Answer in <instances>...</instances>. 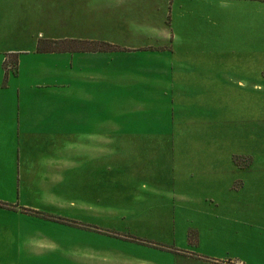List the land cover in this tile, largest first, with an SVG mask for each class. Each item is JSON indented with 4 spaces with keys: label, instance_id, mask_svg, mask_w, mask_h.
Wrapping results in <instances>:
<instances>
[{
    "label": "crops",
    "instance_id": "1",
    "mask_svg": "<svg viewBox=\"0 0 264 264\" xmlns=\"http://www.w3.org/2000/svg\"><path fill=\"white\" fill-rule=\"evenodd\" d=\"M63 8L66 35L0 45V264H264V144L215 148L264 140V0ZM181 140L206 153L172 164Z\"/></svg>",
    "mask_w": 264,
    "mask_h": 264
},
{
    "label": "rangeland",
    "instance_id": "2",
    "mask_svg": "<svg viewBox=\"0 0 264 264\" xmlns=\"http://www.w3.org/2000/svg\"><path fill=\"white\" fill-rule=\"evenodd\" d=\"M56 5V4H55ZM66 6V0H60L59 8L54 9L56 11L52 12L49 10L50 8L46 6L44 3L43 10H36L33 9H25L24 11L19 9H12V10H4L5 8L0 9V45H9V46H17L20 45L21 47H29L31 42H33V38L37 35V30H42L45 34H54L58 36H64L67 34V18H66V10L63 8ZM3 9V10H2ZM56 13V15H52ZM31 24V26L25 25V22ZM38 50H67V45L65 42H59L57 44L43 42L39 44ZM10 63L13 60H9ZM8 62V61H7ZM10 66V65H9ZM12 68V67H11ZM10 70V67H9ZM249 99L253 101H260L264 100V96L254 94L248 95ZM244 98L243 92H237L235 96V100L239 101ZM220 117H224L223 109L220 111ZM237 123L235 124V133L239 135L241 131H243L244 125L240 122L242 119V109L237 108L236 113ZM222 119V118H221ZM226 125H221L220 134L228 133V129L223 132V128ZM234 127V125H233ZM246 132V130H245ZM257 138V139H256ZM253 137L252 139H246L242 141H235L230 143L223 144L220 140V146L215 147L218 148L220 151L223 150H236V151H243L245 149L254 150L256 148H260L264 144V140L258 139V137ZM157 143H167L169 141H156ZM190 141H175L173 151L169 152V156H172L170 162L174 165H180L181 163H188L190 164L193 159L197 160L194 155L201 152L200 149L194 145V147H190L193 149H188L184 153L182 152V145L186 144ZM211 142V141H209ZM196 144V142H195ZM186 147H189V144H186ZM211 154V152H207ZM167 156V150L162 153L160 156ZM157 156V155H156ZM168 156V158H169ZM158 158V157H157ZM243 161V160H240ZM238 161L237 165H242L244 163ZM156 164H165L162 160L158 161L156 159ZM182 165V164H181ZM222 174H227L226 172H222ZM225 177V176H221Z\"/></svg>",
    "mask_w": 264,
    "mask_h": 264
},
{
    "label": "trees",
    "instance_id": "3",
    "mask_svg": "<svg viewBox=\"0 0 264 264\" xmlns=\"http://www.w3.org/2000/svg\"><path fill=\"white\" fill-rule=\"evenodd\" d=\"M54 44H57V43H54ZM7 62L4 63V67H5V70H7ZM15 66V63H11V67L12 69L14 70V67ZM0 208H3V209H7V210H12L13 208L10 206V205H7V204H2L0 203ZM31 214L33 215H36V216H41L47 220H53L54 222H58V223H61V224H65L67 225L68 224V221H65V220H61V219H53V218H49V217H46V216H43L37 212H30Z\"/></svg>",
    "mask_w": 264,
    "mask_h": 264
}]
</instances>
